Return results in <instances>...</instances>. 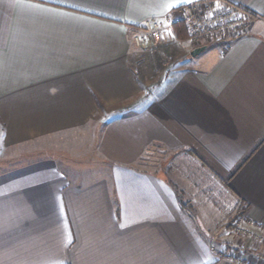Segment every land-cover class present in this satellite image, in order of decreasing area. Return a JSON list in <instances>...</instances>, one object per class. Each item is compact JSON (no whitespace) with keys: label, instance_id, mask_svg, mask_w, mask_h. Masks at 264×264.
Wrapping results in <instances>:
<instances>
[{"label":"crops","instance_id":"0c3cea01","mask_svg":"<svg viewBox=\"0 0 264 264\" xmlns=\"http://www.w3.org/2000/svg\"><path fill=\"white\" fill-rule=\"evenodd\" d=\"M198 1L251 31L192 56ZM240 212L264 225V0H0V264H264Z\"/></svg>","mask_w":264,"mask_h":264},{"label":"built area","instance_id":"2783aa9c","mask_svg":"<svg viewBox=\"0 0 264 264\" xmlns=\"http://www.w3.org/2000/svg\"><path fill=\"white\" fill-rule=\"evenodd\" d=\"M170 23H182L187 29L190 41L197 47L215 41L229 40L248 34L254 22L248 9L234 4L216 8L209 2H193L177 8L169 17ZM159 27L147 19L143 30L133 37V44L145 50L157 45ZM233 232L242 240L264 242V225H258L245 213L233 220ZM253 264V263H250Z\"/></svg>","mask_w":264,"mask_h":264},{"label":"rangeland","instance_id":"374dc122","mask_svg":"<svg viewBox=\"0 0 264 264\" xmlns=\"http://www.w3.org/2000/svg\"><path fill=\"white\" fill-rule=\"evenodd\" d=\"M169 46V45H168ZM158 50H156V52H153V54L150 56L149 55V57H150V59H151V63L148 65V66H150V72H154V67H158V61H160V59H162V57L164 58V57H166V56H169L170 55V52H169V50L167 49L166 51H167V53L165 52L164 53V50H165V48H164V50H163V48H157ZM149 53V52H148ZM171 65V64H170ZM169 66V65H168ZM154 74V73H153ZM158 80H154L153 81V78H149L148 79V92L150 93V92H153L154 90H156L155 89V84H157L156 82H157ZM155 83V84H154ZM37 152V151H36ZM178 163L179 164H184L185 163V161H178ZM184 166H186V167H189V166H187V164L185 163L184 164Z\"/></svg>","mask_w":264,"mask_h":264},{"label":"water","instance_id":"95a60500","mask_svg":"<svg viewBox=\"0 0 264 264\" xmlns=\"http://www.w3.org/2000/svg\"><path fill=\"white\" fill-rule=\"evenodd\" d=\"M206 49V46H200V47H197L195 48L193 51H192V56H197L198 54H200L201 52H203L204 50Z\"/></svg>","mask_w":264,"mask_h":264},{"label":"trees","instance_id":"16d2710c","mask_svg":"<svg viewBox=\"0 0 264 264\" xmlns=\"http://www.w3.org/2000/svg\"><path fill=\"white\" fill-rule=\"evenodd\" d=\"M243 213H244V212H242V213L240 212L239 214H243ZM239 214H238V215H239Z\"/></svg>","mask_w":264,"mask_h":264}]
</instances>
